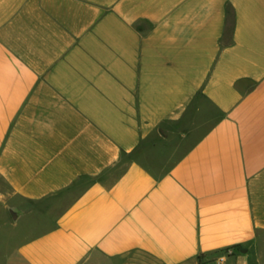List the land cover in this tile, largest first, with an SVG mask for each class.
Masks as SVG:
<instances>
[{"label": "crops", "instance_id": "obj_1", "mask_svg": "<svg viewBox=\"0 0 264 264\" xmlns=\"http://www.w3.org/2000/svg\"><path fill=\"white\" fill-rule=\"evenodd\" d=\"M0 177L5 264H264V0H0Z\"/></svg>", "mask_w": 264, "mask_h": 264}, {"label": "rangeland", "instance_id": "obj_2", "mask_svg": "<svg viewBox=\"0 0 264 264\" xmlns=\"http://www.w3.org/2000/svg\"><path fill=\"white\" fill-rule=\"evenodd\" d=\"M10 192L8 185L0 177V264H5V258L17 243L52 226L57 214L77 194L78 186L55 196L48 204L30 203L31 207H37L38 210L29 214L11 211L5 197Z\"/></svg>", "mask_w": 264, "mask_h": 264}, {"label": "built area", "instance_id": "obj_3", "mask_svg": "<svg viewBox=\"0 0 264 264\" xmlns=\"http://www.w3.org/2000/svg\"><path fill=\"white\" fill-rule=\"evenodd\" d=\"M224 261V257H220L218 264H222Z\"/></svg>", "mask_w": 264, "mask_h": 264}]
</instances>
